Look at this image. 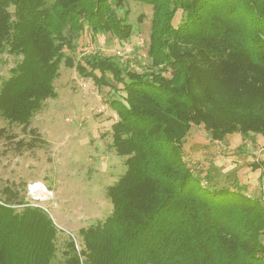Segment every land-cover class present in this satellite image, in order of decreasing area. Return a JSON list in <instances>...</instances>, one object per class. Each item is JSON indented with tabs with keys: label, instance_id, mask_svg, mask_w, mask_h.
<instances>
[{
	"label": "trees",
	"instance_id": "obj_1",
	"mask_svg": "<svg viewBox=\"0 0 264 264\" xmlns=\"http://www.w3.org/2000/svg\"><path fill=\"white\" fill-rule=\"evenodd\" d=\"M124 1L0 0V54L21 56L0 88L2 116L27 126L57 97L62 62L98 83L109 84L110 73L126 92L112 101L113 147L126 157L108 187L112 212L80 230L82 251L68 242L61 264H264V194L238 183L210 189L184 149L192 124L219 140L235 131L264 136V0H137L153 8L150 73L111 56L76 61L65 52L83 31L129 39L128 14L117 11ZM31 132L18 149L39 145ZM13 138L0 127V142ZM0 192V264H55L52 218L22 206L15 184Z\"/></svg>",
	"mask_w": 264,
	"mask_h": 264
},
{
	"label": "rangeland",
	"instance_id": "obj_2",
	"mask_svg": "<svg viewBox=\"0 0 264 264\" xmlns=\"http://www.w3.org/2000/svg\"><path fill=\"white\" fill-rule=\"evenodd\" d=\"M117 11L121 16L128 14L133 26L129 39L83 31L73 40V48L66 46L65 52L76 61L94 53L111 56L122 66L150 73L154 69L148 59L153 8L137 0H125ZM181 17L178 11L175 25ZM20 57L8 52L0 54V88ZM164 75L170 77L169 73ZM107 78L109 84L98 83L62 62L55 79L57 97L47 99L27 126L0 113V127L14 135L12 140L0 142V190L15 184L24 197L22 206L47 209L59 229L55 264L64 261L71 240L77 251H82L80 230L97 224L112 212L108 187L126 170V157L117 154L113 147V125L118 113L112 104L113 100L125 101L126 92L110 73ZM235 96L231 94L221 106ZM226 111L233 109L221 112ZM32 129L40 135L39 145L18 149L19 140L29 142L35 136ZM184 149L193 172L203 178L199 180L204 185L209 181L210 189L238 183L245 186L249 195L264 194L262 134L235 131L219 140L212 137L204 123L192 124Z\"/></svg>",
	"mask_w": 264,
	"mask_h": 264
},
{
	"label": "built area",
	"instance_id": "obj_3",
	"mask_svg": "<svg viewBox=\"0 0 264 264\" xmlns=\"http://www.w3.org/2000/svg\"><path fill=\"white\" fill-rule=\"evenodd\" d=\"M0 203H3L2 201H0ZM43 208V207H42ZM45 210L47 211V209L45 208Z\"/></svg>",
	"mask_w": 264,
	"mask_h": 264
}]
</instances>
